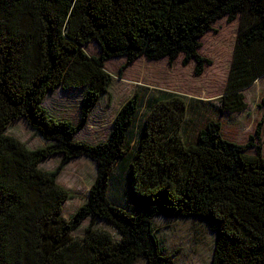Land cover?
<instances>
[{
    "label": "trees",
    "instance_id": "1",
    "mask_svg": "<svg viewBox=\"0 0 264 264\" xmlns=\"http://www.w3.org/2000/svg\"><path fill=\"white\" fill-rule=\"evenodd\" d=\"M221 18H237L238 28L216 104L161 90L141 106L135 93L104 141L75 138L108 93L105 61L172 64L181 57L200 75L209 61L198 53L199 39ZM90 42L98 56L85 52ZM263 77L264 0H0V264H173L156 220L187 217L209 221V264H264L261 121L238 144L222 137L212 117L244 111V91ZM56 89L82 90L77 124L47 115L42 102ZM190 103L207 108L209 117L186 141ZM19 119L44 146L31 150L6 134ZM55 155L54 170L40 168ZM78 157L89 159L96 175L85 201L64 219L70 194L57 178ZM87 219L82 235H73Z\"/></svg>",
    "mask_w": 264,
    "mask_h": 264
},
{
    "label": "rangeland",
    "instance_id": "2",
    "mask_svg": "<svg viewBox=\"0 0 264 264\" xmlns=\"http://www.w3.org/2000/svg\"><path fill=\"white\" fill-rule=\"evenodd\" d=\"M238 19L226 22L224 18L218 19L211 25V31L199 39L201 47L198 53L209 62L203 67L200 75L193 72L194 63L184 65L181 57L172 64L165 59L147 61L140 57L125 64L122 58H112L104 62V70L112 77L108 93L99 98L95 106L87 115L86 122L76 132L75 138L90 145L97 144L106 139L111 121L119 110L133 94L141 96L140 105L145 99L156 91H169L187 98H195L216 104L217 98L222 94L231 61L232 50L238 28ZM85 52L91 56H98L99 49L95 43L90 42L84 47ZM82 90L62 91L56 89L46 95L42 106L47 115L53 120H66L75 125L79 120ZM246 108L241 113H224L215 111L214 118L219 119L222 137L244 144L253 134L256 123L261 121L260 146L264 157V77L258 79L244 92ZM187 109L186 120H189L184 133L188 140L193 141L197 131L202 129L208 116V109L190 103ZM140 110V109H139ZM196 112L198 115L194 114ZM196 115V117H195ZM140 113L135 121L139 120ZM10 135L24 143L28 149L34 150L44 146V141L35 135L22 119L11 123L6 130ZM253 155L252 149L246 151ZM59 156L46 158L40 168L48 171L54 170L59 164ZM96 175L94 164L85 157L70 160L59 172L57 182L66 189L70 198L62 205L61 216L67 219L85 201L86 193ZM114 189V187H113ZM116 192L123 193L122 186L115 187ZM120 195V193L118 194ZM115 197L109 200L122 208V202ZM120 202L121 205L117 204ZM88 219L82 227L73 233L82 235V229L87 225ZM99 228L119 236L108 225L95 223ZM207 219L187 217L174 218L168 221L157 219L156 229L166 248L167 253L173 255V264H209L213 248L214 235L209 229ZM137 264H144L139 261Z\"/></svg>",
    "mask_w": 264,
    "mask_h": 264
},
{
    "label": "crops",
    "instance_id": "3",
    "mask_svg": "<svg viewBox=\"0 0 264 264\" xmlns=\"http://www.w3.org/2000/svg\"><path fill=\"white\" fill-rule=\"evenodd\" d=\"M257 80H258V79H257ZM257 80H256V81H257ZM256 81H255V82H256ZM255 82H254V83H255ZM254 83H253V84H254ZM253 84H252V85H253ZM252 85H251V86H252ZM251 86H250V87H251ZM246 90H247V89H246ZM244 92H245V91H244Z\"/></svg>",
    "mask_w": 264,
    "mask_h": 264
}]
</instances>
